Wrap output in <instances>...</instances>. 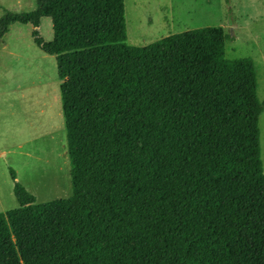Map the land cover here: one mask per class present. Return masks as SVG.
<instances>
[{"label": "trees", "instance_id": "16d2710c", "mask_svg": "<svg viewBox=\"0 0 264 264\" xmlns=\"http://www.w3.org/2000/svg\"><path fill=\"white\" fill-rule=\"evenodd\" d=\"M36 3L5 11L0 40L30 23L56 56L73 195L38 203L16 181L0 264H264L253 57L227 56L223 26L130 45L125 0Z\"/></svg>", "mask_w": 264, "mask_h": 264}, {"label": "rangeland", "instance_id": "374dc122", "mask_svg": "<svg viewBox=\"0 0 264 264\" xmlns=\"http://www.w3.org/2000/svg\"><path fill=\"white\" fill-rule=\"evenodd\" d=\"M36 2L0 0V18L7 9L32 11ZM125 15L127 43L136 46L185 30L223 26L233 37L226 43L227 56L253 57L264 102V0H125ZM35 29L15 22L0 40V212L20 206L16 181L38 203L73 195L62 81L56 56L35 43ZM39 32L53 40L50 17L43 18ZM260 128L264 166V110Z\"/></svg>", "mask_w": 264, "mask_h": 264}, {"label": "crops", "instance_id": "0c3cea01", "mask_svg": "<svg viewBox=\"0 0 264 264\" xmlns=\"http://www.w3.org/2000/svg\"><path fill=\"white\" fill-rule=\"evenodd\" d=\"M44 18H45V17H44ZM42 20H43V19H42ZM41 25H42V24H41ZM41 25H40V26H41ZM40 26L38 27V29L40 28ZM1 154H2V155H4V152L2 151V153H1Z\"/></svg>", "mask_w": 264, "mask_h": 264}]
</instances>
